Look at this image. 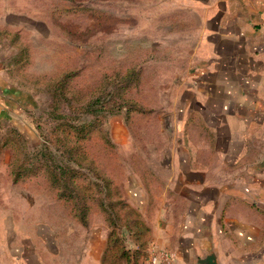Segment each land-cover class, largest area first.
<instances>
[{
    "label": "rangeland",
    "instance_id": "rangeland-1",
    "mask_svg": "<svg viewBox=\"0 0 264 264\" xmlns=\"http://www.w3.org/2000/svg\"><path fill=\"white\" fill-rule=\"evenodd\" d=\"M210 4L0 0V69L26 90L34 133L32 143L16 127L0 133L13 150L10 168H40L24 179L42 185L32 198L58 217L73 212L52 191L55 180L47 170L57 173L62 185L71 184L73 201L89 205L88 222L105 223L107 234L113 229L121 264L129 262L137 242H145L143 186L151 178L145 173L168 145L158 140L164 132L184 135L166 128L162 117L183 76L196 68L194 52L207 24L201 18ZM252 133L264 136V126ZM119 199L122 206L114 203Z\"/></svg>",
    "mask_w": 264,
    "mask_h": 264
},
{
    "label": "crops",
    "instance_id": "crops-1",
    "mask_svg": "<svg viewBox=\"0 0 264 264\" xmlns=\"http://www.w3.org/2000/svg\"><path fill=\"white\" fill-rule=\"evenodd\" d=\"M230 1L210 0L201 18L196 68L162 117L184 135L164 132L145 173L147 237L174 264H264V136L252 133L264 126V0ZM25 91L0 69V133L16 127L32 143ZM1 134L0 264H119L105 223L58 217L32 198L41 184L13 182Z\"/></svg>",
    "mask_w": 264,
    "mask_h": 264
},
{
    "label": "trees",
    "instance_id": "trees-1",
    "mask_svg": "<svg viewBox=\"0 0 264 264\" xmlns=\"http://www.w3.org/2000/svg\"><path fill=\"white\" fill-rule=\"evenodd\" d=\"M41 154L42 153L36 154L35 158H37V157L40 158ZM39 169L40 168H37V167H34L32 169H29V168L28 169L27 168H25V169L22 168L21 169L20 168V169L16 170V172L15 171L13 172V169H11V172H12V176H13L14 181H18V180L26 178L27 176H30L29 174H36V172ZM47 174L49 176H53L54 180H55V182H52L50 180V185L49 186L51 187L52 191H55L57 197L58 198L60 197L61 201L64 204L65 203L68 204V202L70 203V207H71V210L73 212L70 215L73 216L74 218H76L82 224H87L88 223V217H87L86 213L88 211L87 209L89 208L88 203L83 202V203H81V207H80V203L79 202L73 201L74 195H73V193H71L72 190H73V187H71V184L62 185L61 183H59V175H57V173H54L53 171H51V169L47 170ZM107 183H108V181H106L105 184L107 185ZM87 191H88V189L85 186H82V193H84V195H86L87 198H88ZM114 203L120 204L122 206V203L124 204V201L119 199V200L115 201ZM102 206H106V204L102 203ZM79 208L82 209V212H79V214L75 213L74 210L75 209H79ZM145 230H146L145 242H143V243L137 242L135 244V248L130 252V255H129L130 259H129L128 264H135L136 261L139 259V257L145 253L146 247H147V245L150 242L149 238L147 237V232H148V226L147 225L145 227ZM112 235H113V229H111L108 232V242H107L106 250H108V252L111 253V254H113V252L115 251L114 254H116L117 250L115 248L117 247V237L115 236L114 240L111 241ZM120 254H122V253H120Z\"/></svg>",
    "mask_w": 264,
    "mask_h": 264
},
{
    "label": "built area",
    "instance_id": "built-area-1",
    "mask_svg": "<svg viewBox=\"0 0 264 264\" xmlns=\"http://www.w3.org/2000/svg\"><path fill=\"white\" fill-rule=\"evenodd\" d=\"M174 252L165 246L149 242L146 251L135 264H174Z\"/></svg>",
    "mask_w": 264,
    "mask_h": 264
}]
</instances>
